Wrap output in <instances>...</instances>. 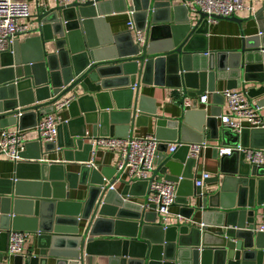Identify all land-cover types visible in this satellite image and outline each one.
Returning a JSON list of instances; mask_svg holds the SVG:
<instances>
[{"label":"water","instance_id":"95a60500","mask_svg":"<svg viewBox=\"0 0 264 264\" xmlns=\"http://www.w3.org/2000/svg\"><path fill=\"white\" fill-rule=\"evenodd\" d=\"M185 1L56 3L35 15L29 37L0 55V129L34 128L61 100L69 102L70 117L57 128V144L26 143L20 158L31 161H19L10 179H0V264H8L3 254L10 230L35 234L38 250L14 257L13 264H84V255L105 256L109 264H264V232L256 231L264 165L232 151L220 155L218 175L194 188L196 160L187 147L205 142L208 131L221 146L264 151V129L219 130L216 106L223 97L215 91L225 82L226 90L242 88L264 106V4L247 19L257 21L258 32L240 30L239 49L209 52L208 16H189ZM129 13L133 28L111 33L104 16ZM210 19L240 24L234 15ZM141 85L180 92L182 116L171 120L146 110ZM205 93L216 105L209 116L196 106ZM149 116L160 142L156 174L176 184L181 219L166 228L155 213L128 200L145 196V182L129 184L115 167L86 165L93 149L85 142L86 126L91 139L127 138ZM171 143L184 145L167 154ZM57 153L79 163V171L66 173L64 163L45 159ZM117 181L124 184L120 192L109 189ZM79 187L85 198L69 200Z\"/></svg>","mask_w":264,"mask_h":264},{"label":"built area","instance_id":"2783aa9c","mask_svg":"<svg viewBox=\"0 0 264 264\" xmlns=\"http://www.w3.org/2000/svg\"><path fill=\"white\" fill-rule=\"evenodd\" d=\"M59 5L66 6L73 2L83 5L90 3L95 5L96 0H56ZM243 0H186L183 3L188 10L189 16H197L196 12L206 14L208 22H214L210 16L228 18L235 15L236 12L243 10ZM45 10V9H44ZM131 15V13H129ZM30 13L27 4L21 0H0V55L11 52L13 41L19 34L27 33L29 28L25 25H19L21 20L29 19ZM128 28H133V23H128ZM137 37L140 38L139 33ZM223 101H225L228 115H219L218 119L223 128L229 129L233 133L240 134L243 130L264 129V121L261 117L260 107L256 102L247 96L245 90H225L220 92ZM208 96L202 94L196 99V106L199 108L207 104ZM179 102V101H178ZM254 102V103H253ZM68 101L62 100L52 106V112L66 109ZM190 102L185 101V109L190 107ZM51 113L43 115L35 126L39 139L43 144L54 143L57 138V128L63 123L60 118L53 117ZM18 113L16 117H20ZM244 124V126H243ZM91 157L97 148H103L107 151L116 153L118 160L116 171L120 173V178L125 179L129 184L136 182H145L146 192L144 204L141 207L147 211H152L157 216L160 225L166 228L167 218L170 215V209L175 205L176 184L166 181L162 176L156 174L157 171V153L160 142L154 136L148 135L142 138H117L113 136L98 137L93 141ZM25 138L21 130L5 128L0 132V151L6 158L16 164L20 160V153L25 148ZM184 144L171 143L167 145V154L174 153L176 149ZM188 158L197 159L202 150L209 147L206 142L188 144ZM220 155H229L232 151L242 152L245 161L257 166L264 165V151L242 148L240 145L235 148H218ZM86 165L89 168L96 169L92 160ZM210 175L203 173L199 178L193 180L194 188H202L204 181L209 180ZM114 190L113 186L109 187ZM261 214V223L256 227L257 232H264V207ZM180 220L181 217L177 216ZM29 232L13 231L7 233V248L4 255L10 259L20 256L27 241Z\"/></svg>","mask_w":264,"mask_h":264},{"label":"crops","instance_id":"0c3cea01","mask_svg":"<svg viewBox=\"0 0 264 264\" xmlns=\"http://www.w3.org/2000/svg\"><path fill=\"white\" fill-rule=\"evenodd\" d=\"M24 1L29 9L30 18L27 20H21L18 22L19 25H25L29 28L28 31L35 27V15L44 10L50 9L56 5V0H21ZM243 10L236 12L235 17L240 20V24L238 25L235 22H230L226 20H217L214 22H210L208 26V51L209 52H224V51H233L237 50L240 47V30L243 31L245 36H251L258 32V23L255 19L247 20L250 15H253L263 4L264 0H243ZM106 23L109 25L111 33H116L124 29H128V23L131 21L129 14H112L104 16ZM29 37L27 33L19 34L15 37V40L18 42H22L25 38ZM251 87H259V85H250ZM226 90V83L225 82H217L216 83V90L217 92H222ZM237 90V89H234ZM206 94V93H205ZM208 96L207 104L202 105L199 108L206 111V116H209L210 109L213 105L212 98L210 95ZM139 96L144 98V108L148 111L155 110V113L158 117L175 120L182 116V109L178 101H180L181 93L170 88L166 87H154V86H145L141 85L139 90ZM62 101V100H61ZM257 102V99L252 100ZM253 102V103H254ZM219 108V115H228V110L223 101L222 105L216 106ZM51 113V112H49ZM51 115L55 118H60L63 123L70 119L69 113L66 109L60 111H54ZM261 117L264 121V106L261 110ZM43 116L40 118L42 119ZM154 119L152 116H149L147 120H141V126L138 128L134 127L132 132L133 138H142L148 135L154 136ZM32 124L31 117L27 118L25 121V127ZM145 124V126H144ZM217 124L219 130L223 127L217 118ZM16 126L8 127L10 129H16ZM244 126V124H243ZM88 134L87 140L85 142L90 143L93 146L94 139H91V132L90 126H86ZM1 132V129H0ZM22 135L25 138V142H34L37 141L39 135L34 128H27L21 130ZM206 138L205 142L209 145L208 148L202 150L200 157L197 159L195 166L192 170L194 175V179L200 177L201 174L207 173L210 175V178L219 174L220 168V154L218 153L217 149L223 148L219 142H215L209 139L208 131H206ZM108 137V136H106ZM90 138V139H89ZM57 139L55 140V144ZM220 141V140H219ZM25 150V149H24ZM24 152V151H23ZM94 155L91 157V154L88 157V161L92 160V164L97 168L100 169L102 167H116L118 155L116 153L107 151L103 148H97L94 151ZM33 151H29V155L33 154ZM58 154V153H57ZM28 157L20 158L19 161L29 162ZM48 162H58L64 163V171L66 173H77L79 171V163L77 162H64L61 155H49L45 157ZM45 162V161H43ZM15 168V164L10 162L6 156L0 151V179H10L13 176V171ZM220 179H222L220 177ZM125 180V179H124ZM126 181V180H125ZM127 182V181H126ZM114 190L116 192H120L124 184L122 182L117 181L114 185ZM212 188V186H211ZM86 196L85 188H80L78 191H70L69 200L77 201L79 199H84ZM129 201L135 204H144L143 197H130L128 198ZM149 212V211H148ZM262 210L258 212L256 223L257 226L261 223V214ZM179 207L174 205L170 209V215L167 218V225H172L178 219ZM152 218V217H151ZM158 219L156 220V222ZM38 250L36 249V236L33 233H29L27 241L24 245L23 251L20 256L24 257L25 255L37 254ZM3 261L8 262V264H13V258L8 259L3 254ZM84 264H109L108 258L102 255H92L87 256L84 255Z\"/></svg>","mask_w":264,"mask_h":264}]
</instances>
